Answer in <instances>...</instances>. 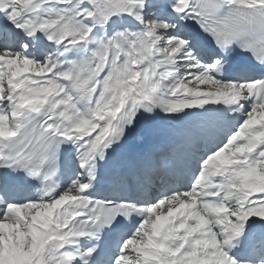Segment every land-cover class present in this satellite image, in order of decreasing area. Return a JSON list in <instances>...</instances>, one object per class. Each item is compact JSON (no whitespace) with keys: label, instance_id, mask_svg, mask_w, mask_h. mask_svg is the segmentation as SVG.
Wrapping results in <instances>:
<instances>
[{"label":"snow or ice","instance_id":"1","mask_svg":"<svg viewBox=\"0 0 264 264\" xmlns=\"http://www.w3.org/2000/svg\"><path fill=\"white\" fill-rule=\"evenodd\" d=\"M0 264H264V0H0Z\"/></svg>","mask_w":264,"mask_h":264}]
</instances>
